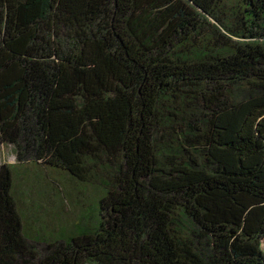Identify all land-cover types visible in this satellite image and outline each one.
<instances>
[{"label": "trees", "instance_id": "1", "mask_svg": "<svg viewBox=\"0 0 264 264\" xmlns=\"http://www.w3.org/2000/svg\"><path fill=\"white\" fill-rule=\"evenodd\" d=\"M0 141V264H264V0H0ZM27 164L99 192L44 253Z\"/></svg>", "mask_w": 264, "mask_h": 264}, {"label": "rangeland", "instance_id": "2", "mask_svg": "<svg viewBox=\"0 0 264 264\" xmlns=\"http://www.w3.org/2000/svg\"><path fill=\"white\" fill-rule=\"evenodd\" d=\"M15 160L13 148L0 141V167ZM26 166L25 172L22 169L15 171L14 196L25 236L40 253H44L48 242L58 237L61 228L76 230L78 224L94 223V204L99 192L92 187L86 190V187L78 186L68 173L49 170L50 175H47L32 164ZM52 183L62 185L68 196L60 206L61 199L55 194ZM262 243L264 249V240Z\"/></svg>", "mask_w": 264, "mask_h": 264}]
</instances>
